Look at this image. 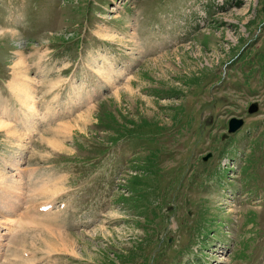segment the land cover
I'll return each instance as SVG.
<instances>
[{"label": "rangeland", "instance_id": "obj_1", "mask_svg": "<svg viewBox=\"0 0 264 264\" xmlns=\"http://www.w3.org/2000/svg\"><path fill=\"white\" fill-rule=\"evenodd\" d=\"M0 116V264H264V0H0Z\"/></svg>", "mask_w": 264, "mask_h": 264}, {"label": "bare ground", "instance_id": "obj_2", "mask_svg": "<svg viewBox=\"0 0 264 264\" xmlns=\"http://www.w3.org/2000/svg\"><path fill=\"white\" fill-rule=\"evenodd\" d=\"M23 62V60H21ZM22 62H19V64H22ZM24 63V62H23ZM21 75V74H20ZM23 77V76H22ZM18 78H19V75H18ZM27 78H24L25 81H23L24 85L25 86L24 88L22 89H19V86H18V89H17V96L20 98V101L22 103V105L24 106V108L27 110V112H31V111H34V100H33V96L31 94V91H28L27 90V87L30 89L32 86H30V80L28 81V79L26 80ZM36 109V108H35ZM7 111V110H5ZM25 117L29 116V115H26V112L25 114H23ZM7 116V115H6ZM9 117V116H7ZM5 120L3 121V118H1L0 116V131H4L5 133L8 134V136L12 137V135L14 134H17L18 133V129L12 125L11 119H6L4 118ZM69 129V128H68ZM70 130V129H69ZM13 135V136H14ZM15 137V136H14ZM61 235V234H60Z\"/></svg>", "mask_w": 264, "mask_h": 264}, {"label": "water", "instance_id": "obj_3", "mask_svg": "<svg viewBox=\"0 0 264 264\" xmlns=\"http://www.w3.org/2000/svg\"><path fill=\"white\" fill-rule=\"evenodd\" d=\"M258 111V103H252L247 109L248 114H254ZM243 125V119L238 118H231L228 121V127H227V133L233 134L237 132ZM227 135H223V138H226ZM210 157V155H206L204 157V160H207Z\"/></svg>", "mask_w": 264, "mask_h": 264}]
</instances>
